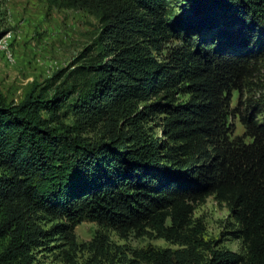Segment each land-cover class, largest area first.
Listing matches in <instances>:
<instances>
[{"label": "trees", "instance_id": "obj_1", "mask_svg": "<svg viewBox=\"0 0 264 264\" xmlns=\"http://www.w3.org/2000/svg\"><path fill=\"white\" fill-rule=\"evenodd\" d=\"M185 4L60 0L99 30L62 82L0 97V264H33L49 234L40 219L72 247L83 221L179 246L135 251L143 264H264V122L242 114L235 135L228 121L264 58V0ZM209 196L230 210L242 253L203 238L192 214Z\"/></svg>", "mask_w": 264, "mask_h": 264}, {"label": "rangeland", "instance_id": "obj_2", "mask_svg": "<svg viewBox=\"0 0 264 264\" xmlns=\"http://www.w3.org/2000/svg\"><path fill=\"white\" fill-rule=\"evenodd\" d=\"M168 2L178 14L185 11L186 0ZM98 30L99 23L93 15L64 8L60 0H0V47H4L0 48V97L17 104L31 91L36 95L42 92L48 80L56 75V84L62 82L81 53L92 45ZM186 98L179 96L181 100ZM249 105L255 108L251 111ZM254 110L258 111V121L264 122V58L258 61L241 88L232 92L228 121L233 134L244 132L240 115L252 114ZM147 125L154 137L161 138L155 121ZM192 219L201 221L203 238L213 241L216 248L244 251L242 241L234 237L237 225L230 210L213 196L194 209ZM56 223L38 220L41 229L49 234L32 250L33 264H143L134 256L135 251L179 247L164 239L136 236L133 232L123 237L89 221L73 228L76 245L72 247L62 235L51 232Z\"/></svg>", "mask_w": 264, "mask_h": 264}, {"label": "built area", "instance_id": "obj_3", "mask_svg": "<svg viewBox=\"0 0 264 264\" xmlns=\"http://www.w3.org/2000/svg\"><path fill=\"white\" fill-rule=\"evenodd\" d=\"M0 48H4V47H0Z\"/></svg>", "mask_w": 264, "mask_h": 264}]
</instances>
